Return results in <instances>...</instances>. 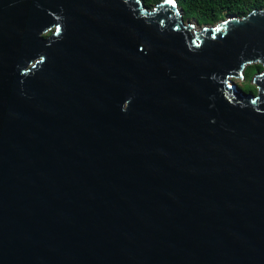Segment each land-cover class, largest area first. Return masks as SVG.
Here are the masks:
<instances>
[{"label": "water", "instance_id": "water-1", "mask_svg": "<svg viewBox=\"0 0 264 264\" xmlns=\"http://www.w3.org/2000/svg\"><path fill=\"white\" fill-rule=\"evenodd\" d=\"M0 264H264V8L0 0Z\"/></svg>", "mask_w": 264, "mask_h": 264}, {"label": "trees", "instance_id": "trees-1", "mask_svg": "<svg viewBox=\"0 0 264 264\" xmlns=\"http://www.w3.org/2000/svg\"><path fill=\"white\" fill-rule=\"evenodd\" d=\"M160 0H144L145 4L151 6ZM182 6L185 17H195L200 23H215L224 17L237 14H246L254 8H264V0H177ZM262 69L260 63L247 66L245 73L250 76L253 69ZM247 90H253V86L246 82Z\"/></svg>", "mask_w": 264, "mask_h": 264}, {"label": "rangeland", "instance_id": "rangeland-1", "mask_svg": "<svg viewBox=\"0 0 264 264\" xmlns=\"http://www.w3.org/2000/svg\"><path fill=\"white\" fill-rule=\"evenodd\" d=\"M153 6V5H151ZM187 18H191V19H196L195 17H187ZM197 20V19H196ZM200 23V22H199ZM200 24H205V23H200ZM255 64V63H254ZM261 69H253L250 71V76H247L246 73L244 74V77L241 79L240 77L235 78V81L239 84V86L244 90V91H248L245 85L246 82L250 83L253 86V90H251L250 92L256 93L257 91V87L256 84L252 82V78L254 76L255 73H257L258 71H260Z\"/></svg>", "mask_w": 264, "mask_h": 264}]
</instances>
